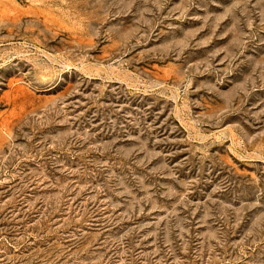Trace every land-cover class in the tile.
<instances>
[{"label": "rangeland", "instance_id": "374dc122", "mask_svg": "<svg viewBox=\"0 0 264 264\" xmlns=\"http://www.w3.org/2000/svg\"><path fill=\"white\" fill-rule=\"evenodd\" d=\"M0 264H264V0H0Z\"/></svg>", "mask_w": 264, "mask_h": 264}]
</instances>
